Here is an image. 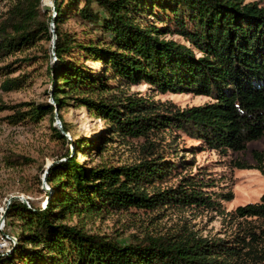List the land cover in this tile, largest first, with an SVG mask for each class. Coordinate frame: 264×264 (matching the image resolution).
I'll use <instances>...</instances> for the list:
<instances>
[{
	"label": "trees",
	"instance_id": "1",
	"mask_svg": "<svg viewBox=\"0 0 264 264\" xmlns=\"http://www.w3.org/2000/svg\"><path fill=\"white\" fill-rule=\"evenodd\" d=\"M54 3L52 17L42 0H16L0 22V64L43 41L53 42L51 24L57 35L52 49L55 63L47 67L53 103L30 105L26 112L15 111L9 120L13 124L38 122L46 116L54 120L58 109L63 130L70 133L61 112L72 100L106 120L110 129L95 141L70 140L52 126L64 150L47 175L50 191L45 194L50 199L44 208L17 199L9 204L5 217L17 222L12 224L18 231L12 252L0 256V264H239L244 253L257 252L264 227L255 222L264 221V194L260 202L233 212L235 220L248 226L243 237L228 240L194 234L147 235L123 244L70 222L75 217L131 209L155 211L177 205L217 210L221 206L207 193L209 183L200 173L183 175L164 190L148 189L187 163L173 155L175 132L182 131L223 154L245 151L264 137V6L244 0ZM73 18L93 25L102 36L86 40L64 31L62 25ZM165 35L182 37L201 56H194L186 45L164 41ZM36 59L25 57L1 66L0 76L10 75L16 64ZM87 61L104 69L92 68ZM141 83L163 94H193L212 101L179 109L120 91ZM24 84L23 77H7L1 89L10 92ZM125 140L142 142L138 163L90 168L78 161V154H88L87 149L102 153L109 144ZM253 157L264 171V153L254 151ZM11 161L15 165L32 162L18 155Z\"/></svg>",
	"mask_w": 264,
	"mask_h": 264
},
{
	"label": "rangeland",
	"instance_id": "2",
	"mask_svg": "<svg viewBox=\"0 0 264 264\" xmlns=\"http://www.w3.org/2000/svg\"><path fill=\"white\" fill-rule=\"evenodd\" d=\"M15 1H0V22ZM244 1L264 6V0ZM42 7L49 9V14L54 17V0H42ZM62 29L79 39L89 40L102 36L93 25H86L79 18L65 21ZM162 39L192 49L191 45L178 35H165ZM52 49L53 42L43 41L38 46L17 53L0 64L1 67L25 57H37L34 61L16 64L10 75L0 76V220L2 216H6L7 206L13 198H22L36 208L46 207L50 199L45 194L50 191L45 174L64 150L52 130V126L57 125V119L55 117L52 120L46 116L38 122L25 121L13 124L9 117L14 115L15 111H28L33 105L53 103V86L47 77L48 65L55 63ZM193 52L194 56H201L198 51ZM85 63L98 70L104 69L102 64L93 61ZM7 77H23L25 79L23 88L10 92L3 91L1 85ZM120 91L157 103L173 104L179 109L203 106L212 101L211 98L193 94H163L147 83L128 85ZM69 103L61 115L70 129V133H67L70 140L75 137V139L95 141L109 132L110 124L106 120L100 119L88 108L79 106L72 100ZM174 134L173 138L170 136L173 155L177 156V160L187 163L174 171L166 181L154 183V187L151 186L148 191L173 187L183 175L200 173L209 183V187L206 188L207 193L221 204L217 206V210L170 205L155 211L131 209L110 214L75 217L70 223L78 224L88 233L106 236L123 244H130L134 236L143 239L147 235L154 237L170 235L181 238L194 234L196 237L213 241L228 240L237 235L243 237V229L248 225L243 221L235 220L232 214L240 206L260 202L264 194V171L257 168L259 164L253 157L254 151L264 153V137L251 142L245 151H228L223 154L208 148L182 131ZM141 146L142 142L139 140L114 142L102 153L96 148L87 149L88 154L79 153L78 161L90 168L131 165L138 163ZM71 149H74L73 145ZM17 155L24 156L32 162L15 165L11 158ZM238 165L247 168L240 169ZM13 222L17 225L15 220L5 217V222L0 227V256L10 254L13 250L18 231ZM255 225L264 227V221L255 222ZM8 237L10 239H7ZM239 264H264V238H260L257 252L244 253Z\"/></svg>",
	"mask_w": 264,
	"mask_h": 264
},
{
	"label": "water",
	"instance_id": "3",
	"mask_svg": "<svg viewBox=\"0 0 264 264\" xmlns=\"http://www.w3.org/2000/svg\"><path fill=\"white\" fill-rule=\"evenodd\" d=\"M52 33L54 34V36H53V48H54V47H55V44H56V40H57V35L55 34L54 26H52ZM57 113H58V109H57V111H56V119H57V125H56V127L62 131V133H63L64 136L70 138L69 135L63 130V127H62L61 121L59 120V117H58V114H57ZM50 167H51V166H50ZM50 167H49V168L47 169V171H46L45 178H47V175H48V172H49ZM14 199H17V200L19 199L22 203L28 205V202H26L25 200H23L22 198H19V197H18V198H13V199H11V200L9 201V204H11V202H12ZM9 204H8V206H9ZM8 206H7V208H8ZM4 222H5V217L2 216V218H1V220H0V227L4 224Z\"/></svg>",
	"mask_w": 264,
	"mask_h": 264
},
{
	"label": "built area",
	"instance_id": "4",
	"mask_svg": "<svg viewBox=\"0 0 264 264\" xmlns=\"http://www.w3.org/2000/svg\"><path fill=\"white\" fill-rule=\"evenodd\" d=\"M7 239H10L9 237ZM10 241V240H9Z\"/></svg>",
	"mask_w": 264,
	"mask_h": 264
}]
</instances>
